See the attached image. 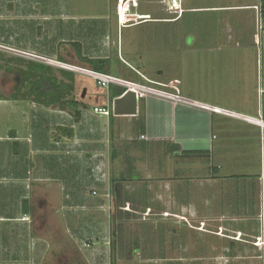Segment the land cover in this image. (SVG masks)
<instances>
[{"label": "rangeland", "instance_id": "1", "mask_svg": "<svg viewBox=\"0 0 264 264\" xmlns=\"http://www.w3.org/2000/svg\"><path fill=\"white\" fill-rule=\"evenodd\" d=\"M190 1L196 0L186 3ZM166 4L165 0H0V96L4 97L0 99V264H264V247L255 237L258 217L245 211L244 200H234L228 181L222 186L226 198L221 203L214 197L212 180L202 181V172L182 167L185 157L173 152L171 144L140 139L138 121L131 114L106 116L93 110L108 98L113 104L114 98L109 88L88 75L93 70L79 59L73 41L83 44L88 57L111 54V76L175 93L159 81L153 85L150 78H142L135 68L140 67L168 81L183 78L196 91L197 57L189 52L196 50V44L184 53L181 22L140 24L149 15L141 19L131 15L138 10L158 12ZM170 4L169 11L178 6ZM177 11L165 13L173 17ZM212 17L186 13L185 42L192 44L198 19L206 21L200 24L205 29ZM216 17L211 27L222 39L223 25L220 15ZM19 56L52 65L59 80H69L61 69L72 70L74 90L66 98L82 101L81 111L97 116L76 126L80 138H103V150L92 153L82 169L96 181L86 189L92 200L75 196L81 182L56 168V150L88 155L81 142L67 141L68 145L56 140L64 135L60 126L76 125L73 109L59 111L64 117L56 118L58 104L12 98L21 86L19 68L26 66L15 59ZM235 70L241 68L226 64L224 73L229 76ZM245 71L253 74L251 62ZM128 121L131 135L121 132ZM12 135L22 143L30 140L29 145L15 153ZM73 170L77 172L73 167L66 172L76 174ZM25 199L29 214L22 209Z\"/></svg>", "mask_w": 264, "mask_h": 264}, {"label": "crops", "instance_id": "2", "mask_svg": "<svg viewBox=\"0 0 264 264\" xmlns=\"http://www.w3.org/2000/svg\"><path fill=\"white\" fill-rule=\"evenodd\" d=\"M170 3H177L178 6H173L169 11L168 7L172 5ZM169 5L166 4L165 8L158 12L138 10L133 15L140 19L141 15H149L148 18L139 21L140 24L156 21L172 25L181 22L179 35L182 36L181 40L184 43L180 47L185 46V54L195 53L197 57L196 91L193 92V89L189 88L190 86L185 85L183 78L168 81L163 77L157 78L149 75L140 67L132 65L141 72L142 78L147 77L161 83H173L179 87L180 92L177 100L156 94L142 96L138 100L137 114L130 116L135 117L133 119H138L139 112L143 110L146 138L139 136L140 139L146 142H165L179 146L173 152H178L185 157L182 167L202 172V181L212 180L213 190H217L214 197H220L221 203L226 198L225 194L223 195L222 186L228 181L226 184H230V193L235 197L234 200H244L245 211H250L249 215L258 217L255 237L262 248L264 247V0H196L195 2L190 1V3H186V0H177V2L169 0ZM174 9H178L176 16L172 17L165 13L169 14ZM188 12L206 13L208 17L213 16L209 18L205 29L200 24H205L206 21L197 20L196 36L194 39L190 36L192 44L186 43V38L183 35L186 28L183 21ZM153 15L159 16L152 18ZM216 15H220L219 21L223 25V35L221 36L225 38L222 39H219L218 35L216 36L214 28L211 27L212 24L215 27L214 24L217 23ZM121 26L126 25L121 24ZM118 29L119 26H117V31ZM193 44H196V50L188 52L187 50L191 49ZM118 47L121 50L120 42ZM217 52L220 54L217 55ZM91 57L111 58L112 55ZM249 57H251V61ZM254 57L256 58L255 62L252 61ZM210 62L211 67L208 65ZM250 62L253 65V74L245 71ZM230 63L231 65H229ZM226 64L228 68L229 66L236 68L238 65L241 70H235L233 74L229 72V76L227 72L225 75ZM108 69L110 70V65ZM156 71L157 69L154 70V72ZM223 77L227 80L224 81ZM119 79L129 81L120 77ZM111 85L109 95L112 91ZM118 97H114L113 101ZM109 99L106 103H98L94 107L110 105L112 101ZM59 111L65 110L56 109V118L64 117L63 115L59 116L61 113ZM95 117H97L95 114L83 110L81 121L75 122L74 134L72 136L61 135L62 139L56 138L60 142L66 140L68 145L70 144L67 141L73 145L81 142L84 145H82L83 148L89 149L87 158L78 156L77 152L76 154L66 153V151L60 153L56 150V168L60 169L61 175L64 171L68 178H75L81 182V187H76L75 196L85 201L91 198H87V186L93 182L96 183V181L92 182L90 172L82 169L87 160L93 157L92 153L103 150L104 144L103 138L100 136L80 138L76 134V126L82 123V120L87 123L95 121ZM259 120L262 122L260 123ZM130 129L131 124L128 121L121 132L126 130L131 135L133 131ZM14 140L12 145L15 153L20 152L23 145L27 147L30 141L19 142L21 140L16 136ZM190 151L193 153L189 154ZM190 160L197 161V163H190ZM72 167L77 170V172L73 170L72 173L76 174L68 173L71 172L69 170H72ZM237 167H243L244 170H239ZM226 168L232 171L226 173ZM240 176L243 178H237ZM238 179L242 182L238 183ZM218 185L219 187H216ZM91 188H93L92 185ZM90 195L94 196V194ZM204 201H206L205 198L202 202L204 203ZM239 210L236 208L235 213H239ZM78 236L85 237L81 233ZM68 237L72 238L70 234ZM74 240V242L77 241V239ZM88 240L86 239V241Z\"/></svg>", "mask_w": 264, "mask_h": 264}, {"label": "trees", "instance_id": "3", "mask_svg": "<svg viewBox=\"0 0 264 264\" xmlns=\"http://www.w3.org/2000/svg\"><path fill=\"white\" fill-rule=\"evenodd\" d=\"M72 45L74 46L77 55L81 61L87 62L93 71L109 74V58H101V57H88L83 54V44L80 41H73ZM2 56V53L0 52ZM17 61L25 62L26 66L23 68H19V79H20V88L17 92L12 94V98L14 99H27L32 98L35 102L44 104L46 106H50L52 104H58L62 110L66 108L73 109L74 119L76 122H80L82 119V111L80 109L81 102L75 99H68L66 96L71 94L74 90V80L75 73L71 70L61 69L62 74L68 78L69 80H59L56 75L53 73V66L42 61L26 59L23 57H16ZM62 59V58H61ZM63 61V59H62ZM23 87H26L24 90ZM111 97H116L121 95L126 91V87L124 86H115L111 85ZM4 98L0 96V99ZM84 108V106L82 105ZM143 110L140 111L138 115V126L136 128L139 130V136L144 134L145 131V117L142 113ZM59 130L62 134L67 136H72L74 134L73 127L60 126ZM15 136V135H14ZM17 143V142H15ZM171 150L176 151L179 146L171 144ZM17 151L18 148H17ZM193 153V152H188ZM115 186H113V192L115 191ZM4 189H6L4 187ZM23 212L29 214V203L27 199L22 202ZM174 230V229H173ZM175 238V237H174ZM234 242H231L233 245Z\"/></svg>", "mask_w": 264, "mask_h": 264}, {"label": "built area", "instance_id": "4", "mask_svg": "<svg viewBox=\"0 0 264 264\" xmlns=\"http://www.w3.org/2000/svg\"><path fill=\"white\" fill-rule=\"evenodd\" d=\"M121 11H122V9H120V13H121ZM88 75H91V77H93L99 85H101L105 88H109L112 83L117 84V85H123L124 87H126V91L124 93H122L121 95H119V97L124 96L129 90H135V92L137 94V100H139L142 96H145L147 94H156V95L163 96V97L170 98V99H174V100L175 99L177 100L178 99L177 97H179L180 91L178 89V86L173 84V83L168 84V83L158 82L160 85H162L164 87L174 89L175 93L167 92V91H160L153 86L121 80V79L116 78L114 76H111L109 74H104V73H100V72H96V71H91V73H88ZM150 83L154 85L157 82L151 81ZM115 100L113 101V104L111 106L110 105L96 106L94 109L95 113L100 114V115H106V116H110L112 113H114L116 115V113H115ZM137 110H138V101H137ZM259 122L261 123L262 121L259 120ZM141 138H146V136L144 134H142ZM93 193L97 194V191L94 190Z\"/></svg>", "mask_w": 264, "mask_h": 264}, {"label": "water", "instance_id": "5", "mask_svg": "<svg viewBox=\"0 0 264 264\" xmlns=\"http://www.w3.org/2000/svg\"><path fill=\"white\" fill-rule=\"evenodd\" d=\"M177 1V0H176ZM86 89L83 91V96ZM137 94L133 90H129L124 96L115 100V113L116 114H137Z\"/></svg>", "mask_w": 264, "mask_h": 264}, {"label": "bare ground", "instance_id": "6", "mask_svg": "<svg viewBox=\"0 0 264 264\" xmlns=\"http://www.w3.org/2000/svg\"><path fill=\"white\" fill-rule=\"evenodd\" d=\"M170 1H172V0H170ZM168 2H169V0H168ZM177 7V6H176ZM117 80V79H116Z\"/></svg>", "mask_w": 264, "mask_h": 264}, {"label": "flooded vegetation", "instance_id": "7", "mask_svg": "<svg viewBox=\"0 0 264 264\" xmlns=\"http://www.w3.org/2000/svg\"><path fill=\"white\" fill-rule=\"evenodd\" d=\"M131 15H133V14H131ZM131 15H130V16H131Z\"/></svg>", "mask_w": 264, "mask_h": 264}]
</instances>
